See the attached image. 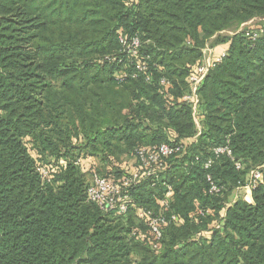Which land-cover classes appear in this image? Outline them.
<instances>
[{"label": "trees", "instance_id": "obj_1", "mask_svg": "<svg viewBox=\"0 0 264 264\" xmlns=\"http://www.w3.org/2000/svg\"><path fill=\"white\" fill-rule=\"evenodd\" d=\"M255 18L264 0H0V264H264V167L249 201L231 202L264 166V22L253 30ZM226 42L198 90L197 142L132 185L126 213L90 201V158L105 166L170 142L169 130L176 141L197 133L183 99L189 77L207 47ZM222 144L232 156L214 153ZM142 207L169 220L159 250L133 232L145 225Z\"/></svg>", "mask_w": 264, "mask_h": 264}, {"label": "built area", "instance_id": "obj_2", "mask_svg": "<svg viewBox=\"0 0 264 264\" xmlns=\"http://www.w3.org/2000/svg\"><path fill=\"white\" fill-rule=\"evenodd\" d=\"M257 36L256 33L253 35ZM139 46V38L134 37L128 49L133 53H137V48ZM226 51H222L220 54L215 55L211 47H207L204 50V56L201 62H199L194 70L191 72L189 77L190 91L184 95V100L191 103L193 113L198 111L199 107V96L198 90L206 77L209 70L215 66L216 63L220 62L226 55ZM139 69H144V65L139 64ZM161 83L165 86H169L170 83L166 79H161ZM185 145L172 139L170 142H163L156 145L139 146L135 151V157L138 163L137 169L123 176V178L117 182L109 179L100 173H93L90 184L87 189L88 199L95 204H97L103 211H117L118 213H126L129 209V191L132 185L138 183L141 179L145 177L155 176L158 177L160 173H163L169 165V160L182 153L184 151ZM213 151L216 155L228 154L232 156V150L228 144H222L213 147ZM80 161V160H79ZM213 162L209 159L205 166L208 167ZM238 167L241 164L237 163ZM263 167L258 166L253 168L248 176L247 182L237 189H246L248 192L262 181L263 179ZM42 178L48 181L51 180L50 177L44 176L43 169H40ZM208 181L210 183V192L218 193L221 188L215 183V181L208 175ZM168 191H172V187L168 185ZM169 201L163 200V207H168ZM138 217L145 222L147 226V233L143 231L135 232L137 237L141 240L148 239L152 247L156 250L160 248V240L162 238L163 227L168 225L169 220L164 213H156L155 211L147 208H140L138 210ZM172 219L176 223H180L181 218L177 215H173Z\"/></svg>", "mask_w": 264, "mask_h": 264}, {"label": "rangeland", "instance_id": "obj_3", "mask_svg": "<svg viewBox=\"0 0 264 264\" xmlns=\"http://www.w3.org/2000/svg\"><path fill=\"white\" fill-rule=\"evenodd\" d=\"M263 22H264V18H255L254 20H251L250 22H248L247 25L251 26L250 27L251 29L256 30V29H261V27L263 26L262 25ZM244 25H242V26H244ZM225 33L228 35V34H232L233 32L228 31V32H225ZM229 45H230V43H229ZM218 46H219V44H218ZM48 161H50V160H48ZM86 163H87V165H86L87 166V170L86 171H88L87 173L89 175V182L91 181V178H92V172H100V173L106 174V173H110V171H113V168L118 167L119 169H121V170H123V171H125L127 173H130V172H133L138 167L137 166L138 163H137L135 155H130L128 157H123L121 162H113V161H111V162L107 163L105 166H103L101 164V162H99L97 160H94V158H90L88 160V162H86ZM51 166L52 165L50 163H48V162L46 164H42L41 165L40 169H43L45 177L48 176V177L51 178L52 171H53L52 170L53 168ZM110 169H112V170H110ZM47 173H48V175H47ZM236 193H238V195L242 196L244 200L249 201L247 199V197H245L246 196V191L245 190H242V189L239 190V191L237 190ZM233 195H234V193L232 194V197H233ZM135 213H136V217H138V212H135ZM147 229L148 228H147L146 225H144L143 227H141V226L139 227L138 226L137 228H135V231H133V232L135 233V232L143 231V232L147 233ZM136 257H138V256L136 255Z\"/></svg>", "mask_w": 264, "mask_h": 264}, {"label": "crops", "instance_id": "obj_4", "mask_svg": "<svg viewBox=\"0 0 264 264\" xmlns=\"http://www.w3.org/2000/svg\"><path fill=\"white\" fill-rule=\"evenodd\" d=\"M229 48V42H226V43H221L219 44V46H214V47H211L213 53L215 55H218L220 54L222 51H226L228 50ZM183 99H184V96H183ZM194 120H195V123H196V126H197V133L192 136V137H186V138H183L180 140V142H182L186 148H188L190 145L194 144L197 142L198 138H199V135L201 134L202 132V129H203V116L201 115V113L199 112V110L194 114ZM168 134V137L169 139H175L176 138V134L174 133V131H168L167 132ZM239 191L241 189H236V191ZM242 190H245L246 191V196L250 193L251 196H252V191L248 192L246 189L242 188ZM236 191L234 192V195H233V198H232V201L231 202H234L236 199H238V197L240 195H238V193H236ZM173 194L174 192L171 191H167V193L164 195L165 197H163L161 200H160V203L162 204L163 200H167V201H172V198H173Z\"/></svg>", "mask_w": 264, "mask_h": 264}]
</instances>
